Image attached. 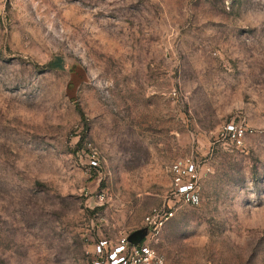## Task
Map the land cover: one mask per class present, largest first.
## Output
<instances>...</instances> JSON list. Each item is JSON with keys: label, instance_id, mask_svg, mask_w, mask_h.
<instances>
[{"label": "rangeland", "instance_id": "obj_1", "mask_svg": "<svg viewBox=\"0 0 264 264\" xmlns=\"http://www.w3.org/2000/svg\"><path fill=\"white\" fill-rule=\"evenodd\" d=\"M184 157L201 202L151 244L264 264V0H0V264H92Z\"/></svg>", "mask_w": 264, "mask_h": 264}, {"label": "built area", "instance_id": "obj_2", "mask_svg": "<svg viewBox=\"0 0 264 264\" xmlns=\"http://www.w3.org/2000/svg\"><path fill=\"white\" fill-rule=\"evenodd\" d=\"M91 167L99 165L95 154L90 161ZM170 195L174 201L168 206L153 207L144 217L143 238L136 242L130 235L136 231L123 233L115 239L100 238L94 245L92 264H169L166 258L151 244V238L157 236L165 224L175 216L177 203L183 201L199 205L201 196V174L199 164L192 157L177 159L170 165Z\"/></svg>", "mask_w": 264, "mask_h": 264}, {"label": "water", "instance_id": "obj_3", "mask_svg": "<svg viewBox=\"0 0 264 264\" xmlns=\"http://www.w3.org/2000/svg\"><path fill=\"white\" fill-rule=\"evenodd\" d=\"M143 236H144L143 231L138 230V231H136L130 235V240L132 242H136V241L140 240L141 238H143Z\"/></svg>", "mask_w": 264, "mask_h": 264}, {"label": "trees", "instance_id": "obj_4", "mask_svg": "<svg viewBox=\"0 0 264 264\" xmlns=\"http://www.w3.org/2000/svg\"><path fill=\"white\" fill-rule=\"evenodd\" d=\"M70 85H71V84H70ZM77 109H78L79 113L81 114V116H82L83 118H85V113H84L82 107H81L79 104L77 105Z\"/></svg>", "mask_w": 264, "mask_h": 264}]
</instances>
